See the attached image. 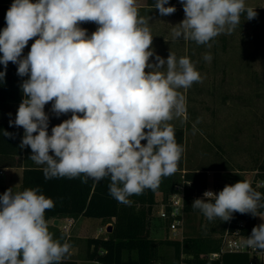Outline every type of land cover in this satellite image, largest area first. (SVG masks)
Returning <instances> with one entry per match:
<instances>
[{
    "label": "clouds",
    "instance_id": "obj_1",
    "mask_svg": "<svg viewBox=\"0 0 264 264\" xmlns=\"http://www.w3.org/2000/svg\"><path fill=\"white\" fill-rule=\"evenodd\" d=\"M179 2L184 19L172 27V38L198 45L211 47L215 37L233 32L244 13L249 21L257 17L245 0ZM168 4L155 0L153 7L160 16H169L177 9ZM5 21L0 81L9 62L17 65L18 76L28 77L9 126L23 128L19 147L31 149L29 158L43 166L45 180L98 183L108 178L109 194L130 206L129 197L157 189L162 177L177 172L184 149L170 121L186 113L180 89L202 78L189 57L154 54L150 17L139 14L136 0H13ZM85 22L98 26L91 35L80 27ZM204 59L210 62L211 54ZM49 102L56 117L71 113L51 134L44 110ZM262 200L264 195L240 180L218 193L206 190L191 206L209 221L227 222L233 213L257 216ZM53 207L39 187L9 188L0 195V264H62L71 244L49 231L45 213ZM243 243L264 250V223L254 226Z\"/></svg>",
    "mask_w": 264,
    "mask_h": 264
},
{
    "label": "trees",
    "instance_id": "obj_2",
    "mask_svg": "<svg viewBox=\"0 0 264 264\" xmlns=\"http://www.w3.org/2000/svg\"><path fill=\"white\" fill-rule=\"evenodd\" d=\"M154 0H149L154 5ZM11 4L0 3V31L6 27L5 15ZM182 5L179 0H171L167 6ZM257 11V9H256ZM246 14V13H244ZM2 55V53H0ZM23 55L27 53L23 50ZM0 71H5L0 65ZM28 77L17 75V65L9 62L6 76L0 81V130L13 133L15 138H9L0 132V167H24L22 190L39 187L43 194L54 201V207L46 210L45 219L48 223L51 219L73 217L75 220L81 216L102 219L104 224H112L113 229L106 236H92L86 239L87 258L97 264H153L161 260V245L172 246L173 257L165 264H177L182 251L192 255L189 259L193 264H249V256L242 252H224L220 259L209 260V252L220 251L224 230L231 221L233 225L238 220L245 222L242 233L250 235L254 226H257V217L264 213V207H258L257 216L250 213H233L230 221L223 222L220 218L207 220L198 210L193 209L192 202L196 198H202V192L208 187V171H221L225 174L224 184L217 186L221 191L225 185H232L238 181H247L241 174H229L233 171L227 164L216 166L200 165L184 172V178L190 181L185 188L186 212H198L205 218L202 234L195 237H185L183 240L154 239L150 236V220L156 204V195L161 192L163 199H167L175 190V185L182 180L185 165L186 145L185 127L173 125L177 142L183 146V153L175 174L162 177L157 189H145L139 195L129 197L131 205L118 203L109 194L110 180L105 178L100 182L88 179L82 183L80 178L69 179L53 178L45 180L42 171L43 166L35 164L29 159V148L19 147L23 136V128L9 126V120H15L16 113L23 99L21 84ZM146 144V141H142ZM241 170H246L241 168ZM264 179V174L262 175ZM253 189L264 195V186L257 187L254 182H249ZM264 203V200L261 201ZM54 239L61 243L67 240L66 234L56 226H49ZM220 236H214V233ZM62 264H78L76 259L64 258Z\"/></svg>",
    "mask_w": 264,
    "mask_h": 264
},
{
    "label": "rangeland",
    "instance_id": "obj_3",
    "mask_svg": "<svg viewBox=\"0 0 264 264\" xmlns=\"http://www.w3.org/2000/svg\"><path fill=\"white\" fill-rule=\"evenodd\" d=\"M256 12L257 17L250 21L242 14L240 24L227 34L226 65L204 68L206 75H219L221 81L209 82L205 78V82L190 87L195 89L189 90L186 100L188 169L227 164L233 169L229 174L239 173L249 182L264 174V9ZM35 39L29 40L25 47L27 54ZM225 174L210 171L208 185L216 189L224 184ZM88 220L91 223L86 238L70 243L72 253L65 257L76 259L78 264H97L87 258L86 239L97 236V230L104 228L103 221ZM204 221L202 214L187 212L184 236L202 234ZM261 223L264 214L259 215L258 225ZM213 235L217 237L220 233ZM150 236L157 240L168 237L166 222L156 212L151 215ZM160 252V259L167 262L172 259L174 249L161 245Z\"/></svg>",
    "mask_w": 264,
    "mask_h": 264
},
{
    "label": "crops",
    "instance_id": "obj_4",
    "mask_svg": "<svg viewBox=\"0 0 264 264\" xmlns=\"http://www.w3.org/2000/svg\"><path fill=\"white\" fill-rule=\"evenodd\" d=\"M155 1V0H154ZM171 1V0H169ZM175 1V0H174ZM35 2V1H34ZM0 3H7L12 4L13 0H0ZM137 7L139 10V14L145 18L150 17L149 26L151 29V35L153 36V43L151 45V50L154 51L155 55H159L163 58H167L169 53H174L178 58L182 56H187L191 59L192 62L195 63L196 69L199 71L201 75L200 82L196 83H203L206 79L209 82H220L221 80L218 78L219 75H206L204 68H211V67H220L225 66L226 58H227V34H220L211 40L209 43L211 47L208 45H198L194 41L184 40L183 38L173 40L171 35L172 27L178 23H180L184 19V12L182 5H173L176 7L177 11L169 16H160L158 10L154 9L153 5L149 4V0H136ZM245 4H255L253 6L246 5L248 7H252L253 9H264V0H245ZM260 6H258V5ZM167 7V5H166ZM80 27L87 29L89 35L96 30L98 27L93 22H85L81 23ZM205 54H211V61H206L204 59ZM155 55L149 58L150 63L155 62ZM206 78V79H205ZM190 89H195V87L188 88V89H180L182 94L185 96V100L188 98V92ZM52 102H49L45 105V112L49 115L50 122H49V134H51V128L55 125L60 124L63 120L70 118L71 113L62 114L59 117L51 111ZM187 116L186 114L178 119H174L170 121L172 125L184 126L185 127V145H186V126ZM30 149V148H29ZM51 154V153H50ZM31 155V149L29 151V157ZM30 159V158H29ZM31 160V159H30ZM3 170V174L0 173V195H2L7 189L12 188L14 192L22 191V182H23V172L24 167H0V171ZM188 168L186 167V156H185V165L184 170L182 173L186 172ZM213 171V170H211ZM210 171H208L209 173ZM208 187H210L208 185ZM213 188V187H211ZM215 189V188H214ZM216 190V189H215ZM163 198L161 192H158L156 195V201ZM264 214V213H261ZM260 215V214H259ZM259 215L257 217V225L259 220ZM91 219L89 217L81 216L75 220V224L72 228L70 237L67 238L68 243L79 241L82 238H86V232L90 226ZM100 221L102 219L95 218ZM58 223L56 224V219H51L48 221V225L56 226L59 230L62 231V224L64 222V218L57 219ZM109 224H104L103 226H108ZM99 228L97 230V236L103 234L99 232ZM63 232V231H62ZM72 253V249L70 252Z\"/></svg>",
    "mask_w": 264,
    "mask_h": 264
},
{
    "label": "built area",
    "instance_id": "obj_5",
    "mask_svg": "<svg viewBox=\"0 0 264 264\" xmlns=\"http://www.w3.org/2000/svg\"><path fill=\"white\" fill-rule=\"evenodd\" d=\"M3 172V170L0 171L1 174H3ZM253 182L257 187L264 186V179L262 178ZM190 184L191 182L184 178L183 173L182 180L175 185L174 192L170 194L167 199L162 198L156 201V204L154 205L153 212H156L157 216L166 222L168 239L183 240L185 238L184 231L187 213L185 210V188L186 185ZM206 190H212L213 192L218 193L214 188L207 187L202 192L201 196H203V193ZM74 224L75 219L73 217L64 218L61 229L66 234V238L70 237ZM244 224L245 222L243 220H238L233 225L230 221L224 230L220 251L209 252L207 258L209 260H218L224 252H242L248 254L249 264H264V250H254L244 245L243 242L247 238V235L242 233ZM99 232L107 233V226L100 229ZM190 258H192V255L182 251L180 254V260L177 264H193L189 262ZM153 264L165 263L162 260H156Z\"/></svg>",
    "mask_w": 264,
    "mask_h": 264
},
{
    "label": "water",
    "instance_id": "obj_6",
    "mask_svg": "<svg viewBox=\"0 0 264 264\" xmlns=\"http://www.w3.org/2000/svg\"><path fill=\"white\" fill-rule=\"evenodd\" d=\"M55 223L57 224L58 223V220L56 219ZM113 229V225L112 224H109L107 226V232H111V230Z\"/></svg>",
    "mask_w": 264,
    "mask_h": 264
}]
</instances>
